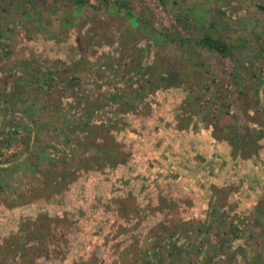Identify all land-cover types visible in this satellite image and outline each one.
Masks as SVG:
<instances>
[{
    "label": "rangeland",
    "instance_id": "1",
    "mask_svg": "<svg viewBox=\"0 0 264 264\" xmlns=\"http://www.w3.org/2000/svg\"><path fill=\"white\" fill-rule=\"evenodd\" d=\"M0 264H264V0H0Z\"/></svg>",
    "mask_w": 264,
    "mask_h": 264
},
{
    "label": "trees",
    "instance_id": "2",
    "mask_svg": "<svg viewBox=\"0 0 264 264\" xmlns=\"http://www.w3.org/2000/svg\"><path fill=\"white\" fill-rule=\"evenodd\" d=\"M203 44H207L209 47L214 48L218 51L223 50V44L221 42H218V40L214 39L211 36H203L202 37Z\"/></svg>",
    "mask_w": 264,
    "mask_h": 264
}]
</instances>
